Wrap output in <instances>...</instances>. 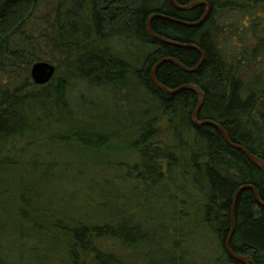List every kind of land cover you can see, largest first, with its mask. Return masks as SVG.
Listing matches in <instances>:
<instances>
[{"label":"trees","instance_id":"16d2710c","mask_svg":"<svg viewBox=\"0 0 264 264\" xmlns=\"http://www.w3.org/2000/svg\"><path fill=\"white\" fill-rule=\"evenodd\" d=\"M176 3H208L210 13L199 27L155 20L154 33L195 45L206 59L195 73L166 63L158 69L157 81L170 91L197 87L204 94L199 122L220 125L234 144L264 161V0ZM206 12L205 6L178 11L171 0H0V187L6 177L2 173L10 170L50 179L48 167L45 174L37 173L38 160L24 164L27 153L70 146L109 151L111 143L123 140L125 147L119 151L126 159H106L98 165L127 169L146 203L159 199L171 205L165 208L169 226L154 228L149 216L137 220L126 208L112 214V201L90 192L82 193V203L65 202L70 194L56 205L48 196L45 205L37 183L25 179L16 205L28 235L39 237L32 255L39 257L41 239H46L48 252L63 249L55 256L60 264H126L127 253L145 258L146 264H189L186 243L205 233L215 236L223 253L211 264H242L224 248L232 230L235 194L251 185L264 204V173L230 148L218 130L194 124L198 93L171 95L151 82L162 59L192 69L202 58L196 50L153 40L147 31L150 16L196 23ZM38 62L56 67L44 86L31 78ZM75 88L115 95L141 90L147 97L138 100V106L120 99L112 112L82 105L75 109L70 101ZM234 221L232 251L264 264V208L251 190L239 196Z\"/></svg>","mask_w":264,"mask_h":264},{"label":"rangeland","instance_id":"374dc122","mask_svg":"<svg viewBox=\"0 0 264 264\" xmlns=\"http://www.w3.org/2000/svg\"><path fill=\"white\" fill-rule=\"evenodd\" d=\"M80 90L75 88L71 91V104L75 109L80 105L92 109H118L119 100L124 99L128 105L135 106L138 100L146 98L144 91L135 92L132 89L129 93L113 94V92H100L93 90ZM149 101V99H148ZM100 105V106H99ZM125 106V103H121ZM98 106V107H96ZM138 106V105H137ZM136 106V107H137ZM138 107L133 111L137 112ZM86 111H89L86 109ZM122 117L126 119L125 114ZM123 121H121L122 123ZM124 123V122H123ZM161 131H164L163 125L159 124ZM120 129V128H118ZM21 146H24L22 144ZM18 145V149L21 147ZM125 147L123 140H118L111 143L106 149H83L77 146L51 148V153L34 152L27 153L24 164H29L30 161H39L38 174H45L47 167L50 168L52 176L49 180L40 181L41 176L32 178L25 175L22 170V175L19 171L10 170L2 173L6 175L4 184L0 187V264H60L62 260L57 259L56 255H62V250L50 251L47 250L48 241L41 239L43 243L39 257L32 255L31 249L35 246L37 238L28 235L29 227L21 222L17 211L19 207L16 205L19 198L24 193V186L27 183H37V193L42 196V203L48 205L49 201L56 205L61 197L73 196L67 198L65 202L82 203L81 197L83 192H90L94 195L106 196L114 204L110 208V212L118 213L122 209H128L127 215H134L135 219L142 220L145 217H150L154 222L151 227L158 228L160 225L169 226V217L165 208L171 207L170 203L156 199L151 203H146L142 197V190L139 184H135L128 178L131 176L125 171L117 169L116 166L101 167L98 164L110 160L121 161L126 159L119 150ZM23 160V159H22ZM21 160V161H22ZM23 162V161H22ZM50 164L51 167L49 166ZM30 166V165H29ZM26 179V180H25ZM87 181V184L84 183ZM84 185V186H83ZM88 188V190H87ZM163 196V192H160ZM91 195V194H90ZM176 204L179 201L175 202ZM119 206H116V205ZM128 207V208H127ZM93 212L95 210L92 209ZM165 221V222H164ZM141 222V221H138ZM189 252H186L187 261L189 264H211L214 259L222 258V251L219 247L215 236H207L205 233L195 235L186 243ZM58 253V254H57ZM145 258H134L130 253L125 257L126 264H146ZM60 261V262H59ZM155 261H153L154 263Z\"/></svg>","mask_w":264,"mask_h":264},{"label":"water","instance_id":"95a60500","mask_svg":"<svg viewBox=\"0 0 264 264\" xmlns=\"http://www.w3.org/2000/svg\"><path fill=\"white\" fill-rule=\"evenodd\" d=\"M172 1V5L174 6L175 9H177L178 11H182V12H186L189 11L191 9H194L197 6H205L207 7V12L206 14L203 16V18L196 22V23H188V22H183V21H177L171 18H168L164 15L161 14H153L150 16L148 22H147V31L149 36L155 40V41H159L162 42L164 44L167 45H171L174 47H179V48H184V49H192V50H196L200 55H201V61L200 63L192 68V69H188L186 67H184L179 61L174 60V59H169V58H165L160 60L154 67L152 73H151V82L153 84V86L155 88H157L160 91H163L165 93L171 94V95H175L183 90H190V91H194L196 93L199 94V105L197 110L195 111L194 115H193V122L197 127H203V126H209V127H213L216 130H218L224 137L227 145L237 151H240L241 153H243L246 158L252 162L258 169H260L263 173H264V161L262 159H260L259 157H256L254 155H252L247 149H245L244 147H241L239 145L234 144L230 138L229 135L227 134V132L218 124L212 122V121H203V122H199L197 115L198 113L201 111V108L203 106L204 103V94L195 86H185V87H180L179 89L175 90V91H170L168 89H166L164 86H162L156 79V73L158 71V69L166 64V63H172L174 64L176 67H178L179 69H181L182 71L186 72V73H195L197 72L201 66L203 65L205 59H206V55L205 53L200 50L197 46L195 45H185V44H180V43H176L173 42L171 40H168L164 37L158 36L154 33L153 29H152V23L155 20H165V21H169L175 24H179L182 26H186V27H199L201 26L207 19L209 13H210V6L208 3H204V4H195V5H191L188 7H181L176 3V0H171ZM56 73V67L53 64L47 63V62H38L36 64L33 65L32 69H31V78L34 82L35 85L37 86H44L47 85L51 82V80L54 78ZM246 190H251L254 193V197L258 203V205L262 208H264V204L260 201L259 198V194L258 191L255 187L251 186V185H244L241 186L236 194H235V199H234V208H233V213H232V230L230 235L228 236L227 240L225 241L224 244V248L225 251L227 253V255L234 261L242 263V264H254L251 260H249L248 258H243V257H239L238 255H236L232 249H231V241L233 238V235L235 233V207H236V203L238 201L239 196Z\"/></svg>","mask_w":264,"mask_h":264}]
</instances>
